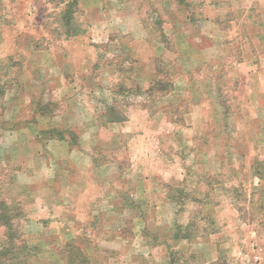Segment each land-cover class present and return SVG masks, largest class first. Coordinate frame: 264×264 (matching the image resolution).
<instances>
[{
  "label": "rangeland",
  "instance_id": "374dc122",
  "mask_svg": "<svg viewBox=\"0 0 264 264\" xmlns=\"http://www.w3.org/2000/svg\"><path fill=\"white\" fill-rule=\"evenodd\" d=\"M0 186L26 264H264V0H0Z\"/></svg>",
  "mask_w": 264,
  "mask_h": 264
},
{
  "label": "trees",
  "instance_id": "16d2710c",
  "mask_svg": "<svg viewBox=\"0 0 264 264\" xmlns=\"http://www.w3.org/2000/svg\"><path fill=\"white\" fill-rule=\"evenodd\" d=\"M163 82L159 81V84ZM108 122L118 121L116 118ZM1 187V186H0ZM21 214L20 206L15 201H6L0 196V227L3 228L0 238V264H26L25 242L21 239L15 221Z\"/></svg>",
  "mask_w": 264,
  "mask_h": 264
}]
</instances>
